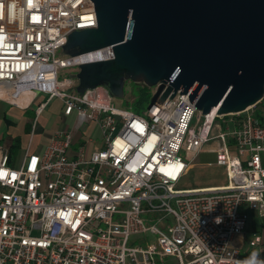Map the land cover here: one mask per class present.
I'll return each instance as SVG.
<instances>
[{
  "label": "built area",
  "instance_id": "2783aa9c",
  "mask_svg": "<svg viewBox=\"0 0 264 264\" xmlns=\"http://www.w3.org/2000/svg\"><path fill=\"white\" fill-rule=\"evenodd\" d=\"M96 25L91 0H0V98L13 105L23 87L33 92L30 101L43 95L17 162L10 165L8 149L0 148V264H239L253 251L264 257V237L252 227L244 251L231 245L248 228L244 206L264 218V94L260 117L255 105L229 114L225 130L217 121L225 115L202 114L188 93L148 103L142 114L115 106L103 85L79 94L75 79L59 78L58 70L110 59L112 46L57 52L72 31ZM55 96L75 124L33 153L37 119ZM211 139L220 142L216 164L227 183L177 187L193 164L189 155ZM148 232L154 243L131 239Z\"/></svg>",
  "mask_w": 264,
  "mask_h": 264
},
{
  "label": "water",
  "instance_id": "95a60500",
  "mask_svg": "<svg viewBox=\"0 0 264 264\" xmlns=\"http://www.w3.org/2000/svg\"><path fill=\"white\" fill-rule=\"evenodd\" d=\"M97 25L72 31L62 52L111 45L78 63L75 90L123 97L126 81L154 87L149 105L187 94L202 114H238L264 94V0H91Z\"/></svg>",
  "mask_w": 264,
  "mask_h": 264
},
{
  "label": "rangeland",
  "instance_id": "374dc122",
  "mask_svg": "<svg viewBox=\"0 0 264 264\" xmlns=\"http://www.w3.org/2000/svg\"><path fill=\"white\" fill-rule=\"evenodd\" d=\"M66 54L62 52L61 49L58 50L57 56L64 57ZM77 71V67H68L61 68L58 70V77H73V74ZM76 81V80H75ZM154 87H148L146 85L142 86L140 83H135L132 81H126L124 86V95L123 97H113V104L120 108H126L129 110H133L134 112L142 114L143 111L147 108L149 103V98L153 92ZM42 93H39L38 98H42ZM47 97V94L45 95ZM17 102L22 103L24 100L17 99ZM11 106L10 102L6 99L0 98V148H9L11 149L12 162L10 165L15 164V161L19 159L20 156V148L21 142L25 138L26 133L23 129L26 128V123L29 125L31 118H34L35 112L34 110H27L23 118V123L20 126H16L18 123L13 121V119L9 120L5 115H7L8 111H6L7 107ZM60 107L61 100L58 97H52L47 106L42 111L39 117V124L41 123L44 126L45 130H52L57 128L61 123L60 118ZM9 110H14L10 108ZM19 110V109H18ZM255 116L260 117L262 114V104L260 102L255 104ZM224 118V120L222 119ZM222 118H217L222 125L223 130H225L224 121L226 118H230L229 116H223ZM67 122L70 127H73L75 124V118L73 115L68 117ZM25 125V126H24ZM31 130V129H30ZM80 130H83L80 129ZM94 136V146L99 149L102 145L101 133L96 128L93 130ZM215 133V132H214ZM21 138V139H20ZM37 138H34L36 141ZM218 139H211L206 142L201 149V151L196 155L195 158L192 155H189L190 159H193V164L189 167L187 173L183 176L181 181L178 183L177 187L179 188H190V187H198L205 186L211 184H224L226 183V170L223 166L216 164V148L219 145ZM13 144L11 147L10 145ZM250 220L252 221V228L255 229L259 234L264 237V218L257 216V214H253L250 216ZM254 232L252 230H246L238 234L234 241L232 242L233 247L240 248L241 251H244L247 247V239ZM155 234L152 233H142L135 236H132L131 239L134 243H139L143 241L153 242L155 241ZM127 264H133L131 259H127Z\"/></svg>",
  "mask_w": 264,
  "mask_h": 264
},
{
  "label": "crops",
  "instance_id": "0c3cea01",
  "mask_svg": "<svg viewBox=\"0 0 264 264\" xmlns=\"http://www.w3.org/2000/svg\"><path fill=\"white\" fill-rule=\"evenodd\" d=\"M32 94H33V92L31 90H28V91L26 90L24 92H21V94L19 96H17V98H14L13 99L14 103H16L17 105L16 104H13L12 105L10 103L11 106H8L7 107L6 111H8V113L5 116L9 120L13 119V121H15L17 123L19 122L17 125H15V127L16 126H20V124L23 123L22 121H24L23 118H25L24 115H25V112L27 110H34V108L36 107V104L38 103L39 98H36L33 101L32 100L30 101V99L32 97ZM18 98L21 99V100H24V102H22V103L17 102V99ZM10 108H13L14 110H9ZM60 111H61L60 112L61 123H60V125L57 128L52 129V130H45L44 126H42L41 123L39 124V117H40L41 114L39 115V117L37 119V123H36V129H35L34 135L32 136V142H31V148H30V151L31 152H33V153H39V152H41L42 149H43V147H44V145H45V143L47 142V140L49 139L50 135L54 131H56V130H64V129L70 128V125L67 122L68 117L70 115L69 116L64 115L62 113V108L61 107H60ZM71 115L74 116V114H71ZM33 120L34 119L31 118L29 120L30 122H28V123H30V129L32 127ZM90 128H92V126L87 127L86 130L88 131ZM30 129H29L28 133H26L25 138L21 142L22 145H21V148L19 150L20 151V155H21L23 149L26 147V144H27V141H28V138H29ZM34 138H37V140L34 141ZM79 138H80L79 133L78 132H75L74 142L71 145V148L69 150V155L70 156H75L76 149H77V146H78V143H79ZM11 146H12V144L10 145V147ZM5 148L8 149L9 154H10V156L12 158V155H11V152H10L11 149H9L7 147H5ZM16 162L17 161H15V163ZM226 183H227V180H226ZM226 183H224V184H215V185L214 184H211V185L198 186V187H190V188H199V187L200 188H204V187H210V186L211 187L212 186H223ZM242 210H244L247 213V215H248V221H249L248 228H247V230H248V229H250L252 227V221L250 220V218H252V217H250V216H252L253 214L245 206L243 207Z\"/></svg>",
  "mask_w": 264,
  "mask_h": 264
},
{
  "label": "clouds",
  "instance_id": "9594fccd",
  "mask_svg": "<svg viewBox=\"0 0 264 264\" xmlns=\"http://www.w3.org/2000/svg\"><path fill=\"white\" fill-rule=\"evenodd\" d=\"M216 222H221V218L217 217ZM239 264H264V257L255 251H253L248 257L240 261Z\"/></svg>",
  "mask_w": 264,
  "mask_h": 264
},
{
  "label": "trees",
  "instance_id": "16d2710c",
  "mask_svg": "<svg viewBox=\"0 0 264 264\" xmlns=\"http://www.w3.org/2000/svg\"><path fill=\"white\" fill-rule=\"evenodd\" d=\"M141 84V83H140ZM142 86H144L145 84H141ZM242 115V114H240ZM228 116V115H227ZM24 131L28 132L29 131V125L26 124V128L24 129ZM13 145V144H12Z\"/></svg>",
  "mask_w": 264,
  "mask_h": 264
},
{
  "label": "bare ground",
  "instance_id": "6f19581e",
  "mask_svg": "<svg viewBox=\"0 0 264 264\" xmlns=\"http://www.w3.org/2000/svg\"><path fill=\"white\" fill-rule=\"evenodd\" d=\"M26 90L28 91V90H30V89H27L26 87H23V88H22V91H23V92L26 91ZM15 104H16V103H15ZM214 113H215V112H214ZM210 187H211V186H210ZM212 187H213V186H212ZM207 188H209V187H207Z\"/></svg>",
  "mask_w": 264,
  "mask_h": 264
}]
</instances>
